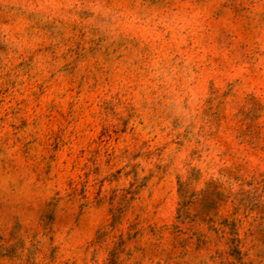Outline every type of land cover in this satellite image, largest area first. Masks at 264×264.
Returning a JSON list of instances; mask_svg holds the SVG:
<instances>
[{
	"label": "rangeland",
	"instance_id": "374dc122",
	"mask_svg": "<svg viewBox=\"0 0 264 264\" xmlns=\"http://www.w3.org/2000/svg\"><path fill=\"white\" fill-rule=\"evenodd\" d=\"M0 264H264V0H0Z\"/></svg>",
	"mask_w": 264,
	"mask_h": 264
}]
</instances>
